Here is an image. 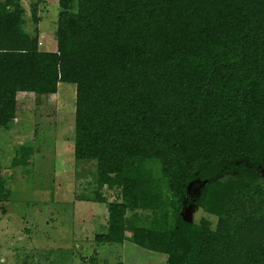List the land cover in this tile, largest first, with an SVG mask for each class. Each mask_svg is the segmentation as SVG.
<instances>
[{"label":"trees","instance_id":"16d2710c","mask_svg":"<svg viewBox=\"0 0 264 264\" xmlns=\"http://www.w3.org/2000/svg\"><path fill=\"white\" fill-rule=\"evenodd\" d=\"M42 1L31 35L20 0H0V129L12 134L20 93L73 85L74 157L96 161V201L120 198L97 243L264 264V0H58L52 51Z\"/></svg>","mask_w":264,"mask_h":264},{"label":"rangeland","instance_id":"374dc122","mask_svg":"<svg viewBox=\"0 0 264 264\" xmlns=\"http://www.w3.org/2000/svg\"><path fill=\"white\" fill-rule=\"evenodd\" d=\"M57 1L43 0L38 8V41L45 50L55 49ZM20 2L24 30L32 35L31 0ZM73 87L60 84L56 95L46 97L18 95L12 134L0 129V179L8 188L0 200V264H165V255L128 241L94 240L107 231V203L120 198L117 189L104 188L106 202L96 201V161L74 157ZM22 143L31 148L17 152L24 161L14 165ZM152 163L160 176L159 163ZM203 217L215 221L202 210L194 213L196 221Z\"/></svg>","mask_w":264,"mask_h":264},{"label":"crops","instance_id":"0c3cea01","mask_svg":"<svg viewBox=\"0 0 264 264\" xmlns=\"http://www.w3.org/2000/svg\"><path fill=\"white\" fill-rule=\"evenodd\" d=\"M21 94H25V93H20L19 95H21ZM14 123H15V121H14Z\"/></svg>","mask_w":264,"mask_h":264}]
</instances>
